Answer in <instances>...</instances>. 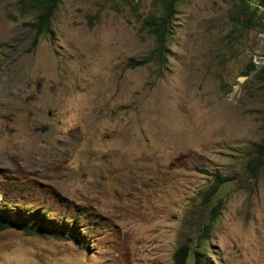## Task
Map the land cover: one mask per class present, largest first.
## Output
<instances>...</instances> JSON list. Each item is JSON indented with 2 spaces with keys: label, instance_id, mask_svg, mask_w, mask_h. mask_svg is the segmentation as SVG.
Here are the masks:
<instances>
[{
  "label": "rangeland",
  "instance_id": "obj_1",
  "mask_svg": "<svg viewBox=\"0 0 264 264\" xmlns=\"http://www.w3.org/2000/svg\"><path fill=\"white\" fill-rule=\"evenodd\" d=\"M166 1L62 0L38 37L0 0V206L83 231H1L0 264H264L263 0H174L166 57L134 66Z\"/></svg>",
  "mask_w": 264,
  "mask_h": 264
},
{
  "label": "trees",
  "instance_id": "obj_2",
  "mask_svg": "<svg viewBox=\"0 0 264 264\" xmlns=\"http://www.w3.org/2000/svg\"><path fill=\"white\" fill-rule=\"evenodd\" d=\"M24 1L25 6L29 10H33L37 13L36 21L30 24L32 29L36 32V36L39 37L43 34L52 35V19L62 0ZM175 3L174 0L166 1L164 3V11L162 15H152L147 19L149 31L156 40V48L147 59L140 61L132 60L131 62H134V66L144 65L156 60L161 62L166 57L170 26L175 12ZM252 14L253 13L248 9L242 10V15L244 16V22L246 24H256ZM258 24H261V26L264 27V21ZM226 182L227 179L221 175H217L215 183L209 193V198H212L217 194L219 188ZM220 211L221 207L220 203H218L212 211L213 217L211 218V222L204 226L201 234L203 237H210L212 223L215 221V218L219 216ZM11 228L20 229L31 235L54 236L77 242L80 241L83 232L76 225V221L65 223L58 219H51L41 211H16L13 216L10 211H7L0 206V232ZM189 258L193 260V264H209L208 256L204 251L198 248L192 249L188 245H182L174 255L175 264H187Z\"/></svg>",
  "mask_w": 264,
  "mask_h": 264
}]
</instances>
